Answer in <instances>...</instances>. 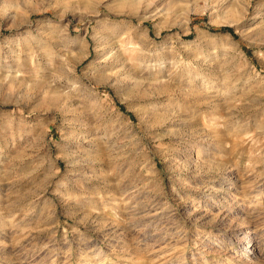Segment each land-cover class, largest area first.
<instances>
[{"label": "rangeland", "instance_id": "rangeland-1", "mask_svg": "<svg viewBox=\"0 0 264 264\" xmlns=\"http://www.w3.org/2000/svg\"><path fill=\"white\" fill-rule=\"evenodd\" d=\"M0 264H264V0H0Z\"/></svg>", "mask_w": 264, "mask_h": 264}]
</instances>
